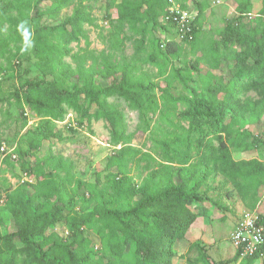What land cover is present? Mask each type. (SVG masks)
<instances>
[{
  "label": "trees",
  "instance_id": "obj_1",
  "mask_svg": "<svg viewBox=\"0 0 264 264\" xmlns=\"http://www.w3.org/2000/svg\"><path fill=\"white\" fill-rule=\"evenodd\" d=\"M42 1L0 0V74L14 69L22 49L25 52L27 44L34 41L33 53L53 80H26L21 85L24 92L17 89L16 97L20 105L23 97L31 110L47 118L41 132L43 138L58 137L55 122L63 121L72 109L89 120H106L116 145L128 142L131 134L124 110L116 101H109L113 98L124 100L143 119L149 112H160L158 123L167 124L152 128L150 139L160 148L162 159L138 148H127V158L107 166V170L113 166L118 169L116 173H107L109 186L100 189L97 183L88 184L92 192L83 197L81 208H77L76 200L81 186L76 182L71 159L49 157L45 163L52 175L45 174L41 162L33 169L27 168L25 173L33 181H20L0 200V264H173L176 239L184 238L199 217L209 215L207 209L199 208L200 204L209 201L218 205L208 196L207 189L203 190L209 178L223 176L233 185L227 194L238 193L252 209L264 203V162L257 158L237 160L230 148L231 143L245 149L264 147V131L254 133L246 127L264 125V16L254 19L249 4L239 1L238 14L223 30L222 40L227 48L241 47L234 53L231 85L218 87L213 82L215 74L202 71L201 94L176 97L169 88L160 87V103L153 78L165 73L166 64L157 60L161 43L149 25L155 22L158 3L166 0H108L110 6L120 8V15L111 20L112 36L122 38V44L133 41L135 47L131 56L124 55L115 61L105 49L98 53L85 49L81 53L74 52L71 46L82 37L89 41L84 24H93L95 19L88 5L79 2L63 22L44 25V11L39 9ZM57 1L52 13L72 0ZM169 15L170 12L167 18ZM6 23L11 28L7 34L3 31ZM169 23L175 26L172 21ZM199 27L196 17L192 34L182 40L167 41L162 55L167 60L181 57L182 42L195 45ZM129 31H136L138 36ZM217 52V47L210 50L212 68L220 66ZM66 57H71L75 65L66 62ZM149 63L156 64L160 73L145 69ZM108 78L112 81L104 84L103 80ZM250 91L255 96H241ZM82 95L97 98L100 108L95 112L86 109L80 100ZM180 101L186 102L187 107L177 113L176 104ZM178 118L188 120L182 131L176 122ZM235 124L240 125L236 128ZM2 145L0 142V148ZM37 147L31 144L29 150L18 148L14 153L37 158L32 151ZM141 159L148 163L137 184L131 172L134 166L142 168ZM10 160L11 154L2 159L0 151V163ZM94 200L97 203L92 208ZM258 218L264 226V216ZM65 220L72 225L68 237L54 231L48 233L50 227ZM8 221L16 228L3 232ZM94 233L99 237V247L93 243ZM189 249L204 252L200 242H193ZM258 256L259 253L248 257L243 264H254ZM239 259L237 251L231 262ZM198 261L190 260V264ZM206 264L215 263L207 260Z\"/></svg>",
  "mask_w": 264,
  "mask_h": 264
},
{
  "label": "rangeland",
  "instance_id": "obj_2",
  "mask_svg": "<svg viewBox=\"0 0 264 264\" xmlns=\"http://www.w3.org/2000/svg\"><path fill=\"white\" fill-rule=\"evenodd\" d=\"M239 1H245L251 8L250 14L254 19L264 16V0H166L159 2L156 7L157 17L155 22L150 23L149 28H153V36L159 39L161 48L157 50L156 57L159 62L166 64V71L163 75L153 78L157 88L155 93L160 103L162 88H169L170 92L176 96L189 95L194 96L196 93L201 94L203 86L201 84V72L211 70L216 78L213 80L218 87L221 85L232 84L234 82L235 60L234 53L240 50V46L226 47L222 40V34L227 22L238 14ZM35 2V0H33ZM57 0H43L39 3V9L43 10L41 23L44 25H54L63 22L68 16L72 15L79 2L89 6V11L94 17L93 24L85 23L84 28L87 32L89 41L81 38L80 41L71 43L74 52H85V49H93L98 53L106 50L112 54V59L120 60L124 55L131 56L134 51L133 41L122 42V38H114V26L111 24L113 18L120 15V8L116 5L110 6L108 0H72L69 4L60 10L52 13L50 10ZM188 11L194 18H199L198 42L193 43L182 42L181 57L167 60L162 51L166 47L169 40H180L176 26L169 25L167 14L174 10ZM168 12V13H166ZM10 23H6L3 31L7 34L10 31ZM13 32V31H12ZM132 36H138L136 31L128 32ZM149 33V37L152 36ZM124 35V34H123ZM149 50L151 46L147 43ZM15 51L14 43L11 45ZM34 41H30L20 52L14 61V69H8L0 74V142L6 144L9 148H22L29 150L31 144H37V148H33L36 157L25 155L22 157L20 153L16 158H12L10 163H0V190L3 194L11 188H15L17 184L25 176L27 168L33 169L37 162L44 164L46 175H52V169L45 163L51 156H63L71 159L75 164L74 173L76 182L80 183L77 191L76 200L77 208L83 205V197L91 194L89 183H97L98 188L103 189L109 186L107 179L108 172H117L118 169L113 166L107 170L108 164L114 162L117 164L120 160L127 158V148H138L145 152H149L158 160L162 157L159 154L160 148L150 139V130L155 126L167 124H159L160 112H149L148 117L143 119L139 111L134 110L126 104L124 100L116 101L120 108L124 110L128 125V133L131 139L126 143L116 145L113 141L108 122L104 119L96 120L84 115H79L72 109L63 121H56V132L58 137L44 139L41 135L43 126L47 118L39 116L30 106L21 98L22 105L19 104L16 97V90L20 89L24 92L21 85L26 80L34 81H51L50 76L44 67V64L35 57L33 53ZM214 47L218 48V58L220 66L212 68L213 63H209L212 58L210 50ZM66 62L75 65L71 57H66ZM7 65V62L1 59ZM198 68V69H197ZM145 69H149L155 74H159V67L156 64H147ZM121 75H117L120 80ZM112 78L103 80L104 84H109ZM71 86L72 82H68ZM242 97L255 96L250 91L242 93ZM81 103L86 109L95 112L101 106V102L97 98L80 97ZM177 110H184L187 103L180 101L176 104ZM170 107L172 105L170 104ZM230 113L227 115L229 118ZM179 129L188 126V120L178 118ZM240 124H235L236 128ZM245 127V126H244ZM247 128L254 133L264 131V125H247ZM251 140V138L249 139ZM242 140L238 141L241 142ZM233 157L239 159L257 158L264 162V147L245 149L237 144L230 145ZM3 159V155H1ZM152 162V160H151ZM141 169L134 166L131 174L134 181L139 184L142 178L139 177L141 171L147 165L148 160L139 162ZM155 164V162H153ZM145 173H147L145 171ZM233 185L223 176L216 175L208 179L203 190L207 189V194L218 205L211 202L200 204L199 208L207 209V216H201L187 230L184 238H177L174 244L175 257L173 264H190V260L199 259L198 264H206L209 260L215 264H243L247 259H239L236 263L231 261L236 255L237 250L232 244L231 234L236 226L238 219L245 212H253L256 215L264 216V203L257 209L247 206L242 197L238 193L228 195V190ZM97 203L94 200L91 207ZM16 227L12 221H8L2 231H12ZM98 226H94V229ZM72 230V225L68 221H61L49 228V232H57L60 236L68 237ZM93 243L99 247V237L94 233L92 236ZM193 242H200L204 246V252L199 253L197 249L190 250ZM21 244V243H20ZM254 264H264V252L259 254Z\"/></svg>",
  "mask_w": 264,
  "mask_h": 264
},
{
  "label": "built area",
  "instance_id": "obj_3",
  "mask_svg": "<svg viewBox=\"0 0 264 264\" xmlns=\"http://www.w3.org/2000/svg\"><path fill=\"white\" fill-rule=\"evenodd\" d=\"M168 19L172 21L178 32V38L184 39L192 33V23L195 20L188 11H181L180 9L170 12ZM1 155L5 158L11 154L12 158H16L17 154L14 153L15 148H9L6 144L0 148ZM21 181H33L27 174ZM3 192L0 190V200H3ZM231 241L235 249L240 254V259L253 257L262 254L264 251V226L259 221L258 216L253 212H245L238 220L232 234Z\"/></svg>",
  "mask_w": 264,
  "mask_h": 264
}]
</instances>
